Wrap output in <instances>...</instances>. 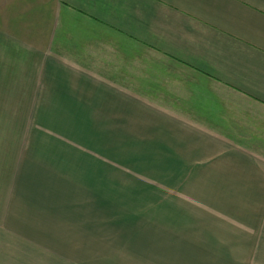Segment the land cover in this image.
I'll return each instance as SVG.
<instances>
[{
    "label": "crops",
    "instance_id": "1",
    "mask_svg": "<svg viewBox=\"0 0 264 264\" xmlns=\"http://www.w3.org/2000/svg\"><path fill=\"white\" fill-rule=\"evenodd\" d=\"M12 108L55 139L0 162V264H264V0H0L1 124ZM79 151L160 188L144 263L99 250L97 181L57 175Z\"/></svg>",
    "mask_w": 264,
    "mask_h": 264
},
{
    "label": "rangeland",
    "instance_id": "2",
    "mask_svg": "<svg viewBox=\"0 0 264 264\" xmlns=\"http://www.w3.org/2000/svg\"><path fill=\"white\" fill-rule=\"evenodd\" d=\"M17 113L18 109H9V112L4 115L9 114L10 117H4V124L0 123V149H4V156H0V162L25 165L44 164L48 148L45 142L53 143L51 139H55L54 133L47 129L48 125L16 123V120L20 118H11V116ZM59 143L56 142L53 146L63 153L61 151L63 148L58 146ZM79 143L80 141H71V148L80 147ZM83 154L88 155L81 151L72 155L81 164H70L68 175L57 171L58 178H70L83 182H85L84 179L97 181L96 184L88 186L87 191L89 211L102 218L104 216L103 220L106 225L104 235L99 234L96 237L100 242L99 250L105 249L107 257L109 255L114 257L115 263H144L145 213L148 211L150 214L155 209L159 210L160 188L155 187L151 180L148 182L146 179L148 174L143 171H121L120 162H117L118 165L114 163L113 156H83ZM138 158L139 156H134L133 162H138ZM53 162L57 160L53 159ZM45 167L47 169L64 168V166ZM97 167L99 168L98 173L93 171ZM40 175L41 178H48V175H52V178L57 179L55 171L40 172ZM151 175L155 173H149V178ZM97 184L99 186H96ZM72 190L74 196H80V192H75L76 187ZM164 192L163 189L161 194L163 195ZM113 213L120 214V219L115 221V225L111 223L112 220L108 219V216ZM90 216H92L91 212ZM109 222L110 225H107ZM101 227H103V222Z\"/></svg>",
    "mask_w": 264,
    "mask_h": 264
}]
</instances>
